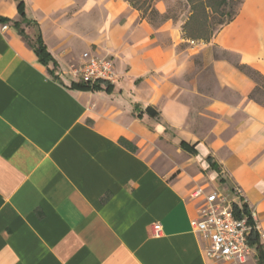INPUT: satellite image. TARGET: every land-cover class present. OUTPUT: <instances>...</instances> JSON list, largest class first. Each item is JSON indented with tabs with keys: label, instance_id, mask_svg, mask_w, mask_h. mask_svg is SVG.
Wrapping results in <instances>:
<instances>
[{
	"label": "crops",
	"instance_id": "0c3cea01",
	"mask_svg": "<svg viewBox=\"0 0 264 264\" xmlns=\"http://www.w3.org/2000/svg\"><path fill=\"white\" fill-rule=\"evenodd\" d=\"M213 48L264 76V0L197 46L126 0H0V264H223L192 226L200 189L240 188L264 233V105ZM85 52L113 59L115 85L72 87ZM252 238L246 264H264Z\"/></svg>",
	"mask_w": 264,
	"mask_h": 264
},
{
	"label": "built area",
	"instance_id": "2783aa9c",
	"mask_svg": "<svg viewBox=\"0 0 264 264\" xmlns=\"http://www.w3.org/2000/svg\"><path fill=\"white\" fill-rule=\"evenodd\" d=\"M8 29L9 25L3 23L2 30ZM188 43L192 46L200 44L192 40ZM82 60L81 67L73 72L80 83L91 87L117 83L118 75L113 59L85 52ZM244 196L240 188L231 194L205 193L200 189L191 195L190 198L199 200L198 218L192 226L205 243L204 253L210 259L223 264H246L253 255L252 237L259 235L264 239L255 210L244 208L247 206ZM237 211L240 217L236 216ZM152 236H163L161 223L153 224Z\"/></svg>",
	"mask_w": 264,
	"mask_h": 264
},
{
	"label": "trees",
	"instance_id": "16d2710c",
	"mask_svg": "<svg viewBox=\"0 0 264 264\" xmlns=\"http://www.w3.org/2000/svg\"><path fill=\"white\" fill-rule=\"evenodd\" d=\"M127 1V0H126ZM128 2V1H127ZM191 5L192 14L185 25L182 27L184 39L186 41H198L201 43H209L214 36L221 31V29L231 23L238 15L240 8L242 6L243 0L239 1L238 9H234L233 5L237 2L236 0H201L200 2H194L193 0H188ZM130 3V2H129ZM130 5L138 10V12H142L143 7L137 8ZM198 11H201L202 16L197 14ZM152 12L159 16L161 15L156 9L152 8ZM23 15V13H22ZM145 18V16H143ZM169 18L167 17V21ZM215 21L218 24V28L211 29L209 28V23ZM1 22H5V20H1ZM22 24H26L27 26L33 27V22L29 20H25V17L22 16V21L20 23H15L16 26H19V33L22 38L27 42V44L34 50L36 55L38 56L40 63L45 66L53 65L57 66V62L51 55V53L46 48V45L42 39V36L39 32L31 38L28 36L23 28H21ZM236 68L240 70L242 73L250 77L255 83L256 88L251 94V99L257 101L258 103L264 105V76L256 71L255 69L243 65L241 63H236ZM51 73H54L52 70ZM73 88L82 89V90H90L91 86L76 83L72 85ZM100 85H96L93 88L99 89ZM121 144L130 148L131 151L135 152L136 148L132 147L129 142L125 139L121 140ZM244 208L247 210V206ZM237 217H240V214L236 213ZM251 244L253 245V239H251Z\"/></svg>",
	"mask_w": 264,
	"mask_h": 264
},
{
	"label": "rangeland",
	"instance_id": "374dc122",
	"mask_svg": "<svg viewBox=\"0 0 264 264\" xmlns=\"http://www.w3.org/2000/svg\"><path fill=\"white\" fill-rule=\"evenodd\" d=\"M133 6L137 8L143 7L141 12L142 16H145L148 21H150L153 25L159 26L164 24L167 21V17L169 21H172L176 26H180L181 29L191 17L192 9L188 0H127ZM194 2H200L201 0H193ZM206 1V0H203ZM233 5L234 9H238L239 1ZM152 8L156 9L158 12L161 10V15L157 16L152 12ZM197 14L202 16L201 11H198ZM218 24L213 21L209 23V28L215 29ZM198 42V41H197ZM201 44V42H199ZM214 56L217 58L226 59L234 64L238 63V58L234 55L222 52L216 48L212 49ZM199 57L197 56V62L201 63ZM225 194V193H224Z\"/></svg>",
	"mask_w": 264,
	"mask_h": 264
}]
</instances>
